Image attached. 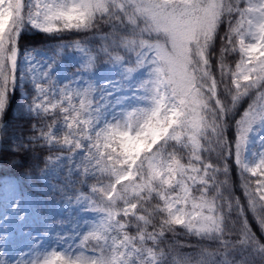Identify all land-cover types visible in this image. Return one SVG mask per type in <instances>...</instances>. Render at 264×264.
Here are the masks:
<instances>
[{
	"label": "snow or ice",
	"instance_id": "6c2138e0",
	"mask_svg": "<svg viewBox=\"0 0 264 264\" xmlns=\"http://www.w3.org/2000/svg\"><path fill=\"white\" fill-rule=\"evenodd\" d=\"M0 172V264H264V0H0Z\"/></svg>",
	"mask_w": 264,
	"mask_h": 264
},
{
	"label": "trees",
	"instance_id": "16d2710c",
	"mask_svg": "<svg viewBox=\"0 0 264 264\" xmlns=\"http://www.w3.org/2000/svg\"><path fill=\"white\" fill-rule=\"evenodd\" d=\"M67 39H77V38H80V37H77V36H68V37H66ZM30 39V41L32 42V43H37V42H39V41H41L42 39H43V37H31V38H29ZM4 176H10V177H14L13 175H10V174H7L6 172H0V178L1 177H4ZM15 178V177H14ZM39 191V190H38ZM43 222L42 221H37V223H36V227L39 229V230H41V231H43L44 229L43 228H41L40 227V225L42 224ZM193 243H194V241H192Z\"/></svg>",
	"mask_w": 264,
	"mask_h": 264
},
{
	"label": "rangeland",
	"instance_id": "374dc122",
	"mask_svg": "<svg viewBox=\"0 0 264 264\" xmlns=\"http://www.w3.org/2000/svg\"><path fill=\"white\" fill-rule=\"evenodd\" d=\"M69 71H71V69H69ZM15 180L14 177H10V176H4L0 178V185H2L5 181L11 182Z\"/></svg>",
	"mask_w": 264,
	"mask_h": 264
}]
</instances>
